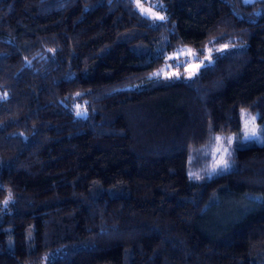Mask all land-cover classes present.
<instances>
[{
  "label": "trees",
  "instance_id": "trees-1",
  "mask_svg": "<svg viewBox=\"0 0 264 264\" xmlns=\"http://www.w3.org/2000/svg\"><path fill=\"white\" fill-rule=\"evenodd\" d=\"M140 3L0 0V264H264V0Z\"/></svg>",
  "mask_w": 264,
  "mask_h": 264
},
{
  "label": "rangeland",
  "instance_id": "rangeland-1",
  "mask_svg": "<svg viewBox=\"0 0 264 264\" xmlns=\"http://www.w3.org/2000/svg\"><path fill=\"white\" fill-rule=\"evenodd\" d=\"M246 1H250V0H246ZM153 12V10H151ZM220 48L222 49L223 47L220 46ZM182 50V49H180ZM213 50H209L207 52V56L203 57L201 60H195V55H191L190 53H188L187 49L186 50H182L179 51V55H182V60H181V64L183 65V67L187 70H189L187 72V75H189L190 72H193V70H197L196 66L199 65V67H201L202 65H205L207 63H211L212 62V58L209 56L210 53ZM189 54V55H188ZM164 72V71H163ZM192 76V75H191ZM255 118L254 120L252 118ZM248 122V128H252L255 127L257 129L258 132V139H254L258 142H262L264 139V134H263V130H264V113L258 111V112H250L249 110L243 108L241 109V126L239 129V135L241 136L242 139L244 138V132L247 130L245 128V122ZM217 137H219L220 139L218 140ZM237 137V134L233 133H229L227 135L225 134H221L216 136L214 144L212 146V150L210 152V159H209V163L207 165V167L205 168V170L203 172H201V169H196L194 170L193 174L194 176H200L201 174H207L210 175L214 172H217L219 170L225 169L226 167H224L221 164H218L217 162L220 160H223L226 162L227 167L230 164L231 161V144L233 143V141L235 140V138ZM230 140V142H229ZM225 149H227V151H225ZM213 165H216L215 171H213Z\"/></svg>",
  "mask_w": 264,
  "mask_h": 264
},
{
  "label": "snow or ice",
  "instance_id": "snow-or-ice-1",
  "mask_svg": "<svg viewBox=\"0 0 264 264\" xmlns=\"http://www.w3.org/2000/svg\"><path fill=\"white\" fill-rule=\"evenodd\" d=\"M136 7L140 9V12L142 15H145V16H151L153 19H159V20H164L166 19V17L164 16H160V15H157L155 12H152L151 9L149 8H145L141 3H140V0H136ZM171 58V57H170ZM196 68L198 69L199 68V65L196 66ZM195 74V70H193V72H190L189 75H194ZM153 75H156L155 73ZM178 75V74H177ZM79 95V94H78ZM82 113H78V115H80ZM253 120L255 119L254 117L252 118ZM245 128L247 129L245 132H244V138L246 140H252V139H258V132H257V129L255 127H252V128H248V122L246 121L245 122ZM217 139L219 140L220 138L217 137ZM230 142V140H229ZM225 151H227V149H225ZM218 164H221L223 165L224 167H227V164L225 161L223 160H220L217 162ZM215 168H216V165H213V171H215ZM11 198V194H9V198ZM5 205L8 203V200L6 199L4 201Z\"/></svg>",
  "mask_w": 264,
  "mask_h": 264
}]
</instances>
